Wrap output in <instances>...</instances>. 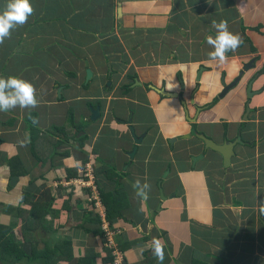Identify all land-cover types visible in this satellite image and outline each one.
I'll return each instance as SVG.
<instances>
[{
    "label": "crops",
    "instance_id": "crops-1",
    "mask_svg": "<svg viewBox=\"0 0 264 264\" xmlns=\"http://www.w3.org/2000/svg\"><path fill=\"white\" fill-rule=\"evenodd\" d=\"M8 2L0 0V13ZM30 3L33 14L0 44V77L30 81L39 100L36 131L28 109L0 112V225L25 252L0 264H43L45 250L66 241L71 260L57 264L86 254L101 264L104 219L120 228L111 239L121 264H159L142 251L154 238L165 244L163 264H264V0ZM222 19L243 44L219 65L206 37ZM128 119L142 135L132 158ZM201 134L219 144L237 139L228 164ZM85 162L95 183L118 193L112 221L76 180ZM136 179L151 185L143 212ZM39 202L50 204L28 233Z\"/></svg>",
    "mask_w": 264,
    "mask_h": 264
},
{
    "label": "clouds",
    "instance_id": "clouds-1",
    "mask_svg": "<svg viewBox=\"0 0 264 264\" xmlns=\"http://www.w3.org/2000/svg\"><path fill=\"white\" fill-rule=\"evenodd\" d=\"M34 9L30 0H9L6 8L0 13V44L6 38L11 36V30L18 25H23L27 22L28 17L32 15ZM212 27L216 30L215 35H208L206 37L207 44L211 47L208 53L210 61L217 62L219 65H224L228 62V53L235 52L243 40L239 34L233 33L229 30L228 21L222 19L219 22L212 21ZM39 105L35 86L27 80H24L15 75L7 77H0V112H9L17 107L20 109H28L29 116L33 124L37 123L34 117H31V109ZM22 144L24 141L21 142ZM132 188L135 194L141 200L140 211L143 212V202L149 199V192L151 185L140 179H136ZM260 212L264 213V206H261ZM150 249L152 255L159 262L163 264L165 260V244L159 238L152 239L147 245L146 249Z\"/></svg>",
    "mask_w": 264,
    "mask_h": 264
},
{
    "label": "trees",
    "instance_id": "trees-1",
    "mask_svg": "<svg viewBox=\"0 0 264 264\" xmlns=\"http://www.w3.org/2000/svg\"><path fill=\"white\" fill-rule=\"evenodd\" d=\"M71 115L72 113L70 112L69 122L70 124H73L71 123L73 122ZM31 117L35 118V115L33 114V116ZM29 124L31 126V132L34 130L36 131L37 129L36 123L33 124L31 118H29ZM77 125L80 126V127L76 126L78 129L82 128L84 125V121L77 123ZM65 130H66L65 125L52 127V131H54L55 133L65 132ZM33 144H34V141H33ZM12 161L11 162H12L13 167L14 165L20 163L19 160H12ZM96 183L98 185L100 198L105 206L106 215L108 219L112 221L115 216H119L117 213L118 201L116 197V194L118 193L116 192L115 194H113L110 191H105L100 183L98 182ZM27 198H28V194L24 198V201H27ZM41 203L42 202L33 203L32 214L34 215V222H33L34 226L32 222L28 221L27 223L28 233H31L34 229L36 230V228H38L36 226H40L39 224L43 220L45 211H47V208L43 206H48L50 204V202L43 203V204ZM114 206H117L115 210L113 209ZM35 222H37V224ZM10 231H11L10 227L0 225V262L7 261L10 263H17L25 256V252H24L22 244L13 242V240L7 236L8 232ZM128 246L129 245L121 244L119 245V248L121 250H125L126 247ZM43 255L45 258L43 259V264H57L60 260L70 261L71 260V244L69 241L68 242L66 241L64 243L58 244L57 246H54V248H47ZM76 264H99V263H97L96 261V255L91 256L89 254L88 255L86 254L80 259H78ZM101 264H114L113 256L111 255L109 250L108 251L106 250L105 257L102 258ZM142 264H152V261L150 259H145L142 262Z\"/></svg>",
    "mask_w": 264,
    "mask_h": 264
},
{
    "label": "built area",
    "instance_id": "built-area-1",
    "mask_svg": "<svg viewBox=\"0 0 264 264\" xmlns=\"http://www.w3.org/2000/svg\"><path fill=\"white\" fill-rule=\"evenodd\" d=\"M76 171L78 172V177L76 180L79 181L87 189L89 201L92 202V204H94L95 206H100L102 200L100 198V193L97 184L95 183L93 166L89 162H85L79 165L76 168ZM100 213H101V218H103L104 216L103 211L101 210ZM102 230L105 238L104 246L109 250H111V254L114 257V264H121L120 259H119L120 262L117 261L119 257V252L116 250V246L111 239L114 234H118L121 232L120 228L115 226L113 227V230H111L109 228L108 223L104 219Z\"/></svg>",
    "mask_w": 264,
    "mask_h": 264
},
{
    "label": "water",
    "instance_id": "water-1",
    "mask_svg": "<svg viewBox=\"0 0 264 264\" xmlns=\"http://www.w3.org/2000/svg\"><path fill=\"white\" fill-rule=\"evenodd\" d=\"M251 65V64H250ZM247 67L248 66H245L244 67V70H247ZM244 70H242L240 73H239V75L236 77V78H234L231 82H229V83H223V88H222V90L220 91V94H219V96L220 97H222L229 89H231V88H233V87H235V86H237L238 85V83L240 82V80L242 79V77H243V71ZM86 73H87V76H90V70L89 69H87L86 70ZM252 81L249 83V85H248V90H249V92H251L252 90ZM171 92H169V94H170ZM172 94V93H171ZM96 116V112L94 111V110H92V115H91V118H94ZM128 124L130 123V119H128L127 121H126ZM129 130H130V132H131V134H132V138H133V141H134V146H133V148L128 152V155H129V157L130 158H132L133 157V155H134V153H135V151H136V148H137V144L141 141V139H142V135H136L135 133H134V129H133V127L129 124ZM201 137L203 138V140H204V143H205V146L206 147H208V148H211L212 150H215V151H217V152H219L221 155H222V158H223V164H228L229 162H230V157L232 156V154L234 153V151H233V147H234V145L236 144V142H237V139L236 140H233V141H225V142H223V143H216V142H214V141H212L210 138H206L205 136H203V134H201ZM200 155H202V154H200ZM199 155V156H200ZM199 156H195V157H193V160H196V158L197 157H199ZM160 198L161 199H164V196H163V194H162V191L160 190ZM160 207L158 206V209H159Z\"/></svg>",
    "mask_w": 264,
    "mask_h": 264
}]
</instances>
